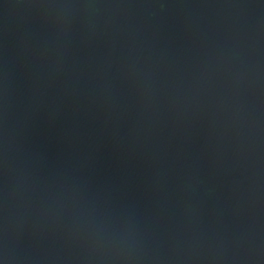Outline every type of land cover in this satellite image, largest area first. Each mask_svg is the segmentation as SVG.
Listing matches in <instances>:
<instances>
[{"label":"water","instance_id":"obj_1","mask_svg":"<svg viewBox=\"0 0 264 264\" xmlns=\"http://www.w3.org/2000/svg\"><path fill=\"white\" fill-rule=\"evenodd\" d=\"M0 264H264V0H0Z\"/></svg>","mask_w":264,"mask_h":264}]
</instances>
